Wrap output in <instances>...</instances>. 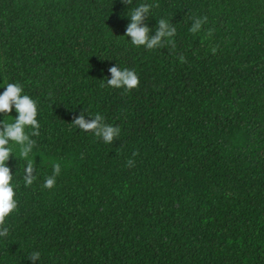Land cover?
I'll list each match as a JSON object with an SVG mask.
<instances>
[{"label":"trees","instance_id":"obj_1","mask_svg":"<svg viewBox=\"0 0 264 264\" xmlns=\"http://www.w3.org/2000/svg\"><path fill=\"white\" fill-rule=\"evenodd\" d=\"M140 3L171 42L128 43L123 0H0V84H21L40 124L33 185L9 161L19 203L0 264L37 250L43 264H264V0ZM118 64L136 89L107 86ZM86 113L117 140L76 128Z\"/></svg>","mask_w":264,"mask_h":264},{"label":"clouds","instance_id":"obj_2","mask_svg":"<svg viewBox=\"0 0 264 264\" xmlns=\"http://www.w3.org/2000/svg\"><path fill=\"white\" fill-rule=\"evenodd\" d=\"M123 2L129 5L127 13L129 23L125 31L128 43L135 48L154 50L161 47L165 42H171V38L176 33V28L167 20L160 19L155 35H151L152 29L146 23V17L151 14L152 5L150 3H140L133 7V0H123ZM206 20V17L195 19L190 28L191 33H200ZM208 35H212L211 30H209ZM108 71L110 77L106 78V82L109 88L130 91L136 89L140 84L139 77L133 69L122 68L118 64ZM0 89H3L0 91V115L8 114L0 121V239H4L9 236L10 232L7 220L18 209L19 203L16 199L18 184L14 182L16 174H12L9 161L13 156L16 159L24 160L23 183L25 186L33 185L37 179L38 168L32 155L36 146V141L32 137L39 135L40 124L37 101L25 93L21 84H5L4 81L3 84H0ZM13 110L17 114L15 117L11 115ZM72 124L83 133H92L106 145L113 144L121 134V129L106 123L104 116L100 113L80 115ZM132 163V160L128 161L129 166ZM60 174L61 164L55 163L52 168V175L46 177L43 182V188L45 190L53 189L56 185V178ZM28 259L31 264H37V262L43 264L41 252L38 250L33 251Z\"/></svg>","mask_w":264,"mask_h":264}]
</instances>
